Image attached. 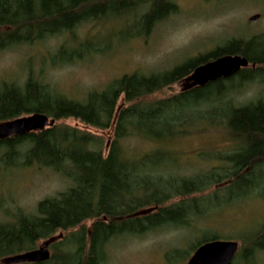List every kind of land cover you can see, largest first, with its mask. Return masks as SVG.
I'll return each instance as SVG.
<instances>
[{"label": "trees", "instance_id": "obj_1", "mask_svg": "<svg viewBox=\"0 0 264 264\" xmlns=\"http://www.w3.org/2000/svg\"><path fill=\"white\" fill-rule=\"evenodd\" d=\"M137 2L0 0V52L107 16L136 17L124 26L133 32L128 37L147 36L157 22L177 12L170 0H150L147 11L140 13ZM95 38L70 51L60 48L50 58L52 65L82 61L95 49ZM227 55L246 59L249 67L168 99L146 100L185 81L195 68ZM251 84L262 86L259 96L238 102L235 97ZM33 114L55 122L73 119L99 130L114 124L113 139L105 148L99 137L54 125L0 141L2 172L35 166L51 170L70 184L55 197L40 201L35 213L16 209L11 219L0 222V259L33 251L40 241L60 232L67 235L49 246L50 259L36 264H101L104 248L113 239L141 237L166 227L187 228L222 204L264 198V34L247 41L232 40L169 71L123 75L100 91L87 92L84 101L57 93L31 71L20 84L0 83V123ZM208 127L223 131L230 140L229 150L201 154L204 161L216 164L190 177L176 173L175 155L167 150L131 153L122 147L130 138L160 146ZM220 195H225L224 202H218ZM87 221H94L89 231L84 227ZM204 233L188 250L169 253L167 260L186 259L202 244L218 241ZM242 243L247 247L237 252L234 264H247L253 253H264V225Z\"/></svg>", "mask_w": 264, "mask_h": 264}, {"label": "rangeland", "instance_id": "obj_2", "mask_svg": "<svg viewBox=\"0 0 264 264\" xmlns=\"http://www.w3.org/2000/svg\"><path fill=\"white\" fill-rule=\"evenodd\" d=\"M137 1L140 13L147 11L150 0ZM170 1L177 6V12L157 22L147 36L128 37L133 32L126 31L124 26L136 17L116 20L107 16L101 21L83 23L71 32L49 37L29 46L2 51L0 83L20 84L27 72L31 71L41 75L43 81L57 93L72 100L84 101L87 92L100 91L123 75L134 72L150 75L169 71L232 40L247 41L264 34V0ZM256 15L259 16L256 21L249 20ZM93 38L95 49L82 61L52 65L50 58L60 48L68 47L67 50L70 51L72 46ZM190 84L186 80L178 82L146 100L154 102L171 98L187 89ZM261 87L257 84L248 85L235 98L242 104L251 101L259 96ZM55 125L99 137L105 148L113 139L114 124L108 130L95 129L73 119L59 120ZM229 144L230 140L223 131L208 127L203 132L160 146L130 138L122 142V147L131 153L148 152L158 147L167 150L175 155L178 164L176 173L190 177L203 173L216 164V161L213 165L210 164L212 161H204L201 154L227 152ZM69 185L68 181L51 170L35 166L6 173L0 170V222L11 219L16 209L25 214L35 213L40 201L55 197ZM224 201L225 195H220L218 202ZM219 208L205 212V218L191 222L187 228L166 227L141 237L123 236L113 239L104 248V260L101 264H186L192 253L183 260L168 261L167 257L172 251L188 250L204 232L205 237L238 243L240 252L247 247L242 241L264 225V198L253 196L229 206L222 204ZM93 222L84 223L86 230L91 229ZM64 235L67 233L55 234L53 243L61 240ZM47 241H40L36 249ZM48 251L50 255L53 253L49 247ZM252 256L247 264H264V253H253ZM0 264L10 263L7 258H2Z\"/></svg>", "mask_w": 264, "mask_h": 264}, {"label": "water", "instance_id": "obj_3", "mask_svg": "<svg viewBox=\"0 0 264 264\" xmlns=\"http://www.w3.org/2000/svg\"><path fill=\"white\" fill-rule=\"evenodd\" d=\"M258 15L251 17L256 21ZM249 64L240 56H222L211 62L205 63L191 73L186 81L191 82L187 88L204 87L208 83L220 79H228L237 74L241 69H246ZM55 125V121L42 114H33L20 117L11 121L0 123V141L13 136L22 137L30 133L41 132ZM61 237V236H60ZM59 237V238H60ZM54 242L49 239L39 248L26 253L7 258L10 264L42 263L50 259L48 247ZM239 246L233 241H212L198 247L186 264H231Z\"/></svg>", "mask_w": 264, "mask_h": 264}, {"label": "flooded vegetation", "instance_id": "obj_4", "mask_svg": "<svg viewBox=\"0 0 264 264\" xmlns=\"http://www.w3.org/2000/svg\"><path fill=\"white\" fill-rule=\"evenodd\" d=\"M199 247H200V246H199ZM194 252H195V251H194ZM194 252H193V253H194ZM193 253H192V255H193ZM192 255H191V256H192ZM191 256H190V257H191ZM188 260H189V259H188ZM231 264H234V260L232 261V263H231Z\"/></svg>", "mask_w": 264, "mask_h": 264}, {"label": "bare ground", "instance_id": "obj_5", "mask_svg": "<svg viewBox=\"0 0 264 264\" xmlns=\"http://www.w3.org/2000/svg\"><path fill=\"white\" fill-rule=\"evenodd\" d=\"M261 99V98H260Z\"/></svg>", "mask_w": 264, "mask_h": 264}]
</instances>
